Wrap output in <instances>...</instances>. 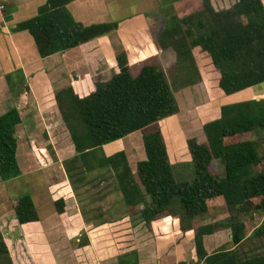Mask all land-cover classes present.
Returning a JSON list of instances; mask_svg holds the SVG:
<instances>
[{
  "label": "crops",
  "instance_id": "obj_1",
  "mask_svg": "<svg viewBox=\"0 0 264 264\" xmlns=\"http://www.w3.org/2000/svg\"><path fill=\"white\" fill-rule=\"evenodd\" d=\"M182 1L189 0L175 2L167 16H158L162 0H69L66 9L75 24L117 27L73 49L41 58L31 35L16 28L45 14L47 0H0V115L15 109L21 118L14 128L21 175L0 181V234L12 264H196L190 222L181 223L177 216L165 212L146 224L141 216L144 204L125 203L111 167L93 166L85 171L77 162L79 156L55 101L56 92L62 89L71 88L82 95L94 90L96 83L109 81L116 74L119 58L130 74L133 66L137 69L133 73L139 74L140 62L149 60L148 66L157 65L155 56L168 50L175 53L172 48L161 50L158 38L179 23L169 13ZM154 14L157 22L161 18L167 23L170 17L174 23L157 31ZM189 51L195 52L202 70L200 83L179 89L178 113L157 122L172 170L173 165L192 162L187 141L203 139V125L218 115L225 100L209 58L195 48ZM209 90L216 92L210 100L202 96ZM239 96L264 99V83ZM102 148L106 152L97 157L123 153L139 182L136 163L143 159L139 132ZM139 188L144 193L140 184ZM23 196L31 198L37 221L19 224L15 218L13 206ZM59 200L63 201L61 214L54 206ZM145 202L150 203L148 196ZM215 210L222 213L214 218L225 223L224 210ZM212 221L203 219L201 226ZM229 239L228 230L219 228L204 237V249L207 254L220 251ZM230 245L225 250L235 248Z\"/></svg>",
  "mask_w": 264,
  "mask_h": 264
},
{
  "label": "trees",
  "instance_id": "obj_2",
  "mask_svg": "<svg viewBox=\"0 0 264 264\" xmlns=\"http://www.w3.org/2000/svg\"><path fill=\"white\" fill-rule=\"evenodd\" d=\"M68 1L47 0L45 14L22 22L16 28L31 35L41 58L73 49L117 27L75 24L66 9ZM202 6L197 16L181 19L158 38L161 50L172 48L178 57L195 48L209 58L218 73L217 88L225 97L218 115L203 125V139L187 141L195 173L191 182L175 180L159 127L145 132L148 126L178 113L169 83L157 65L143 66L133 77L125 61L119 58L116 74L109 81L96 83L94 90H86L82 95L74 94L71 88L62 89L56 92L55 101L79 156L77 162L85 171L111 167L117 173L125 203L128 206L144 204L141 216L146 224L163 216L175 199L181 205V223L215 209L224 210L225 223L216 217L194 230L196 264H264V258L243 259L235 249L207 254L203 245L204 237L213 235L219 228L228 230L229 242L234 247L247 237L264 236V218L256 229L250 219L255 214L264 217L262 158L255 139H242L256 129L264 131V99L257 101L239 96L264 83V1L236 0L225 11H215L208 0H202ZM183 47L186 50L180 53ZM20 123L15 109L0 115L1 182L21 175L14 137V128ZM135 132H139L142 139L143 159L136 163V169L144 193L123 153L97 157L103 155V146ZM212 164L216 166L213 172ZM249 167L256 171L252 178H246ZM146 196L150 198L148 204L144 203ZM54 206L58 214L63 213L62 200ZM13 214L19 224L38 220L28 196L15 202ZM1 256L12 264L0 234Z\"/></svg>",
  "mask_w": 264,
  "mask_h": 264
},
{
  "label": "rangeland",
  "instance_id": "obj_3",
  "mask_svg": "<svg viewBox=\"0 0 264 264\" xmlns=\"http://www.w3.org/2000/svg\"><path fill=\"white\" fill-rule=\"evenodd\" d=\"M210 6L215 11H225L228 10L231 6H233L236 2V0H208ZM264 1V0H263ZM175 2H179V0H162L160 3V9L159 12L160 15H168V12L173 8V4ZM177 4V3H176ZM202 0H189V1H182L181 4H178L176 7V11L174 13L170 12L169 15L172 16V18H175L176 20L185 19L191 15L197 16L199 12L202 11L203 6ZM159 6V5H158ZM159 8V7H158ZM201 9V11H199ZM158 13V12H157ZM148 19L150 20L152 15H147ZM154 16V24H155V30L161 31L164 28L170 26L172 23H174V20L170 17H168V22L166 23L163 19L159 18L157 22V14ZM195 52L190 51L188 54H184L182 56H177L173 51L168 50L160 54L159 56H155V62L157 63V66L161 69V71L164 73L165 78L169 82V86L171 88V92L174 95V98L176 102H178L177 93L179 92V89H182L183 87H190L197 84L196 82H199V79L202 77V70L198 67V61L196 60L197 57L194 54ZM132 66L135 62L134 58H131ZM151 62L149 60L140 62V64L143 66L149 65ZM140 69V68H139ZM133 70H137L133 66ZM134 71H131L132 76H136L138 74V71L136 73H133ZM201 81V80H200ZM107 82V81H106ZM200 83V82H199ZM212 92V93H211ZM216 94L214 91H206V96L202 95L203 97H207L209 100L211 97ZM221 96V95H219ZM193 100L196 98L195 95L192 93ZM201 100V96L198 97ZM196 101V99L194 100ZM188 106V105H186ZM159 126V123L152 124L148 126L145 129V132H151L154 131L156 127ZM254 133V134H253ZM251 134L243 136L242 139L248 140V139H255L257 140V143L259 144L258 149V155L260 157H264V131H261L259 129L254 130V132ZM197 136V135H196ZM255 136V137H254ZM193 138V137H192ZM101 152L104 154L106 152V149L102 148ZM120 154V153H118ZM117 154V155H118ZM262 166L264 169V160H262ZM210 170L213 172V170H216V166L212 164L210 166ZM173 171H174V178L177 182H191L194 178V167L192 162L190 164H180V165H173ZM216 172V171H214ZM256 175L255 168L249 167L246 169V178H252ZM179 201L177 199L174 200L173 203L167 208L168 211L173 212L178 218L181 215V208H180ZM218 213H222L221 210H214L213 212L208 214H204L202 216H198L190 221L188 226H191L194 230L198 227H201V221L203 219H209L214 218ZM206 216V217H204ZM253 216H251L250 219H252ZM262 214H256L253 217V226L258 227L259 224L262 221ZM184 220V217H183ZM226 221V220H224ZM252 221V220H251ZM188 223V222H187ZM256 229V228H254ZM248 235V234H246ZM252 235V234H251ZM229 242V241H228ZM227 242V243H228ZM229 243L226 247H223L220 250H225L231 247ZM236 252L239 253V257L245 258V257H262L264 258V236L263 237H247L240 245L234 248ZM233 250V249H232ZM0 264H9L5 258L2 256L0 257Z\"/></svg>",
  "mask_w": 264,
  "mask_h": 264
},
{
  "label": "built area",
  "instance_id": "obj_4",
  "mask_svg": "<svg viewBox=\"0 0 264 264\" xmlns=\"http://www.w3.org/2000/svg\"><path fill=\"white\" fill-rule=\"evenodd\" d=\"M0 9H2V7H0Z\"/></svg>",
  "mask_w": 264,
  "mask_h": 264
}]
</instances>
